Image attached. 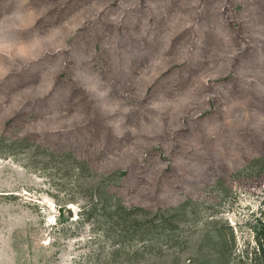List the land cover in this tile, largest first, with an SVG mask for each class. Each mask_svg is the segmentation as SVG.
<instances>
[{
	"label": "rangeland",
	"instance_id": "obj_1",
	"mask_svg": "<svg viewBox=\"0 0 264 264\" xmlns=\"http://www.w3.org/2000/svg\"><path fill=\"white\" fill-rule=\"evenodd\" d=\"M263 225L264 0H0V264H264Z\"/></svg>",
	"mask_w": 264,
	"mask_h": 264
},
{
	"label": "trees",
	"instance_id": "obj_2",
	"mask_svg": "<svg viewBox=\"0 0 264 264\" xmlns=\"http://www.w3.org/2000/svg\"><path fill=\"white\" fill-rule=\"evenodd\" d=\"M262 229H264V225L262 226ZM261 238H264V234L262 235V237ZM263 244H261V246H262ZM261 251H262V248H261Z\"/></svg>",
	"mask_w": 264,
	"mask_h": 264
}]
</instances>
